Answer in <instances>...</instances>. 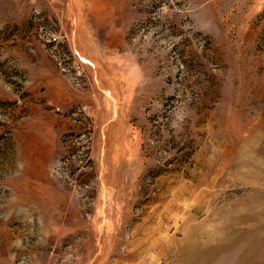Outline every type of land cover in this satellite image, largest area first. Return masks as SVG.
Wrapping results in <instances>:
<instances>
[{
	"label": "rangeland",
	"instance_id": "374dc122",
	"mask_svg": "<svg viewBox=\"0 0 264 264\" xmlns=\"http://www.w3.org/2000/svg\"><path fill=\"white\" fill-rule=\"evenodd\" d=\"M0 264H264V0H0Z\"/></svg>",
	"mask_w": 264,
	"mask_h": 264
}]
</instances>
